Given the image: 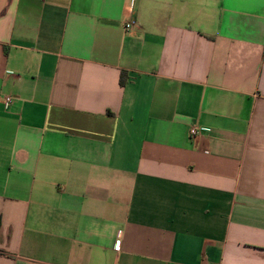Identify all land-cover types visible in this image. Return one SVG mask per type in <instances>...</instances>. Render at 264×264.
Wrapping results in <instances>:
<instances>
[{
  "label": "crops",
  "instance_id": "1",
  "mask_svg": "<svg viewBox=\"0 0 264 264\" xmlns=\"http://www.w3.org/2000/svg\"><path fill=\"white\" fill-rule=\"evenodd\" d=\"M0 216V264H264V0H0Z\"/></svg>",
  "mask_w": 264,
  "mask_h": 264
},
{
  "label": "built area",
  "instance_id": "2",
  "mask_svg": "<svg viewBox=\"0 0 264 264\" xmlns=\"http://www.w3.org/2000/svg\"><path fill=\"white\" fill-rule=\"evenodd\" d=\"M135 25H136V22L135 21L126 22L124 24V29H125V31L129 32V31H131L135 27ZM12 100H13V98L11 96L5 97V99H4V105H5V107H7L8 105H10L11 102H12ZM199 132H200V129L194 127V128L191 129V132L190 133H191V136L192 137H196L199 134Z\"/></svg>",
  "mask_w": 264,
  "mask_h": 264
},
{
  "label": "trees",
  "instance_id": "3",
  "mask_svg": "<svg viewBox=\"0 0 264 264\" xmlns=\"http://www.w3.org/2000/svg\"><path fill=\"white\" fill-rule=\"evenodd\" d=\"M123 76H124V73H123ZM125 84V80L124 78L121 79V85L124 86ZM1 226H2V217L0 216V230H1Z\"/></svg>",
  "mask_w": 264,
  "mask_h": 264
}]
</instances>
